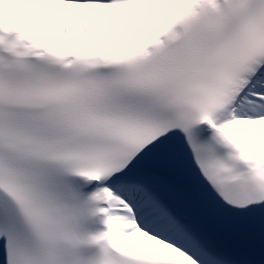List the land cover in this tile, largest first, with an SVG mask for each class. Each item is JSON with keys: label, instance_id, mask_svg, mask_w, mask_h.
I'll list each match as a JSON object with an SVG mask.
<instances>
[{"label": "snow or ice", "instance_id": "obj_1", "mask_svg": "<svg viewBox=\"0 0 264 264\" xmlns=\"http://www.w3.org/2000/svg\"><path fill=\"white\" fill-rule=\"evenodd\" d=\"M0 264H264V0H0Z\"/></svg>", "mask_w": 264, "mask_h": 264}]
</instances>
